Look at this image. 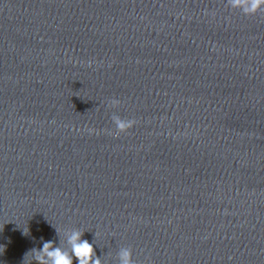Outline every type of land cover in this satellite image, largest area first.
Listing matches in <instances>:
<instances>
[{
    "label": "water",
    "instance_id": "water-1",
    "mask_svg": "<svg viewBox=\"0 0 264 264\" xmlns=\"http://www.w3.org/2000/svg\"><path fill=\"white\" fill-rule=\"evenodd\" d=\"M56 228L103 264H264V7L0 0V264Z\"/></svg>",
    "mask_w": 264,
    "mask_h": 264
},
{
    "label": "clouds",
    "instance_id": "clouds-1",
    "mask_svg": "<svg viewBox=\"0 0 264 264\" xmlns=\"http://www.w3.org/2000/svg\"><path fill=\"white\" fill-rule=\"evenodd\" d=\"M227 6L239 10L243 15H255L264 7V0H227ZM120 103V100L113 98L109 101V106L118 107ZM111 119L115 125L113 134L116 136L129 132L137 123L135 119H124L115 114ZM56 232L59 243L45 241L42 248L31 249L25 255L24 264L29 256L31 259L28 264H73L74 259L78 261V264H103L101 258L96 255L93 243L82 239L83 231L75 228L65 229L63 236H61L60 229L56 228ZM117 257L118 264H134L130 247H121Z\"/></svg>",
    "mask_w": 264,
    "mask_h": 264
}]
</instances>
